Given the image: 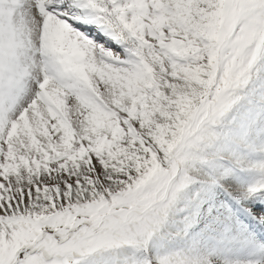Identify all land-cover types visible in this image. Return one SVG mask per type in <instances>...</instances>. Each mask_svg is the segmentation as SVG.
<instances>
[{
    "label": "snow or ice",
    "instance_id": "6c2138e0",
    "mask_svg": "<svg viewBox=\"0 0 264 264\" xmlns=\"http://www.w3.org/2000/svg\"><path fill=\"white\" fill-rule=\"evenodd\" d=\"M0 264H264V0H0Z\"/></svg>",
    "mask_w": 264,
    "mask_h": 264
}]
</instances>
